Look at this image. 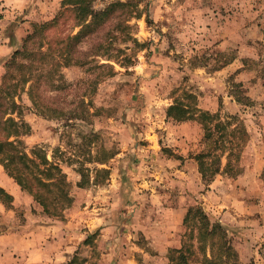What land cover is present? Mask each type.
Here are the masks:
<instances>
[{
    "label": "rangeland",
    "instance_id": "1",
    "mask_svg": "<svg viewBox=\"0 0 264 264\" xmlns=\"http://www.w3.org/2000/svg\"><path fill=\"white\" fill-rule=\"evenodd\" d=\"M62 1L0 0V43L18 30L21 50ZM122 11L71 47L67 35L80 26L66 12L16 58L9 116L22 123L21 146L60 167L69 201L44 211L0 163L9 195L0 191V235L17 236L19 258L170 264L183 244L200 258L199 227L216 225L207 256L221 245L234 264H264V0H134ZM13 52L0 62V87Z\"/></svg>",
    "mask_w": 264,
    "mask_h": 264
},
{
    "label": "trees",
    "instance_id": "2",
    "mask_svg": "<svg viewBox=\"0 0 264 264\" xmlns=\"http://www.w3.org/2000/svg\"><path fill=\"white\" fill-rule=\"evenodd\" d=\"M91 0H63L62 4L67 5L61 9L54 18L50 21L37 24L34 27L33 32L24 40V44L21 50H15L11 61L7 66L12 67L8 69V74L5 79L4 84L0 87V163L3 165V168L9 176H11L15 182L24 190L29 192L33 198L41 205L44 211L53 210L56 212V209L61 208L66 205L69 201L67 193V181L64 179L60 167L47 160L45 156L38 154L39 150H31L30 153H33L39 161H35L33 157L30 156V153L21 146L18 139L21 134L20 128L22 123H18L14 120L13 117L9 116L10 112L15 109L18 105L13 99V93L16 91V87L19 84L18 82H12L14 80L13 69L17 61L16 58L27 59L31 53L30 47H28V40L32 38H39L48 28H58L60 26L61 19L66 15V12H69L68 16L71 17L73 21V28L75 26H80L79 30L72 35H67L66 46H73L74 42L80 36L84 30H90L92 25L98 24L100 26L102 23H99L101 20H104L108 17L109 14L114 13L117 9H123L122 12L128 10L129 7L134 5V0H128L126 2H114L107 5L101 10H94L91 7ZM128 11H126L127 13ZM97 26V27H98ZM44 36V35H43ZM60 42L57 40L56 44ZM59 56L62 57L61 51ZM64 60L66 58H63ZM16 67V66H15ZM25 70L27 71L28 66L24 65ZM27 77V76H26ZM27 78H23L22 82L26 81ZM178 105H173L168 108V113L171 111L178 110ZM202 114H206L202 112ZM203 116V115H202ZM208 117L209 125L212 127L221 128L223 123L213 122V116L205 115ZM204 122V126H206ZM211 131L208 130L207 136L211 135ZM223 140V139H222ZM219 147L217 143L215 149ZM209 155V153H201L197 155L199 158V170L204 173L206 169L203 158ZM208 169V168H207ZM218 166L214 170V173L218 171ZM103 172V170L101 171ZM96 180V179H95ZM0 191L7 197L9 195L0 188ZM0 192V193H1ZM202 219L203 214H202ZM204 221V220H203ZM219 228L216 225H211V231H208L207 227H199V233L197 234L198 241V251L202 254L199 258V254L192 249V244H183L179 249L173 250L171 256L169 257L170 264H197L196 261H200V264H234L230 262L228 255L227 246H217V252L213 253L212 256H207L205 251V241L207 234L212 232L213 228ZM221 252H225L227 259L222 258Z\"/></svg>",
    "mask_w": 264,
    "mask_h": 264
},
{
    "label": "crops",
    "instance_id": "3",
    "mask_svg": "<svg viewBox=\"0 0 264 264\" xmlns=\"http://www.w3.org/2000/svg\"><path fill=\"white\" fill-rule=\"evenodd\" d=\"M0 37L4 36L3 30H0ZM16 37H13L11 40H3L0 43V62L4 61L15 49H17L20 37L22 35V32H19L18 30L15 31L14 34ZM7 41L8 43H5ZM20 235V241L21 242H27L28 237L25 239L26 234ZM27 240V241H26ZM50 241H53V238L49 239ZM17 236L14 234H9L6 236L0 235V264H35L34 261H43V264H60L64 261L65 257L62 256L61 258H58L56 255H52V253L46 254V253H40L35 251L33 253H25L26 255H23L22 258L18 257L16 249H18V243L17 242ZM55 242V241H54ZM34 250V249H33ZM40 250V249H39ZM37 255V258L32 262L31 258Z\"/></svg>",
    "mask_w": 264,
    "mask_h": 264
}]
</instances>
